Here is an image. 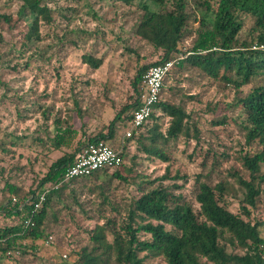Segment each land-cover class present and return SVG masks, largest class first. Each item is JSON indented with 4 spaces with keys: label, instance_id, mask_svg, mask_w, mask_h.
I'll list each match as a JSON object with an SVG mask.
<instances>
[{
    "label": "trees",
    "instance_id": "trees-1",
    "mask_svg": "<svg viewBox=\"0 0 264 264\" xmlns=\"http://www.w3.org/2000/svg\"><path fill=\"white\" fill-rule=\"evenodd\" d=\"M17 1L21 4L19 13L26 16L29 23L22 25L15 37L23 45L37 46L41 42L39 26L42 22H51L50 10L45 6L47 0ZM113 1L130 5L137 0ZM139 1L159 7L158 11H153L143 4V12L135 29L139 39L158 54L157 58L148 64L137 63L131 81L133 94L129 101L105 128L95 134L89 131L86 115L76 101L73 102L72 113L80 120L79 127L75 126L72 114L52 119L49 109L38 111L42 118V126L39 127L42 134L33 140L36 148L33 150L38 153L44 151L43 155L47 158L54 154L57 156L35 188L24 190L11 182L12 178L4 179L3 192L10 196L6 202H2L0 209L4 217L12 219L13 223L0 226V264H4L5 259L15 262L11 257L15 254L25 255L27 248L38 249V241L47 238L50 219L53 223L59 220L60 199L65 193L69 192L72 202L84 212L75 195L78 182L83 183L81 187L95 183L94 188L88 189L92 190L91 193L96 189L98 195L102 196L101 206L104 207L97 212L103 223H96L87 233V245L71 251L73 260L70 264H149V260L155 259H160L163 264H264V237L261 234L264 218H251V210L257 207L264 184V52L252 49L253 46L264 45V0ZM190 4L200 7L202 11L197 27L193 29L189 28ZM0 17L10 29L16 28V19L4 14H0ZM244 19L251 21V27L247 38L241 39L239 35ZM186 36L192 37V46L185 57L175 60L181 53L179 45ZM81 58L93 68L101 64V60L91 54H82ZM46 60L40 61L43 64L37 74V79H41L42 83L49 81L53 75L58 79V68L62 66ZM170 60L174 61L173 66L164 78L159 99L150 117L133 129L131 136H125L127 141H136L139 155L166 164L164 174L155 179L138 175L136 186L140 194L129 204L113 202L108 195L112 181L127 182L120 172L125 166L123 153L122 162L117 167L102 168L89 176L61 182L82 145L78 143V137H84L89 142L107 143L114 139L118 129L125 128L127 131L133 112L143 100L144 92L140 89L143 76L150 67ZM50 67L54 74L47 73ZM185 72L234 90L235 96L227 105V111L233 112L235 117L221 115L211 123L213 126H224L229 122L239 125L244 143L256 146L254 151H240L241 167L245 173L233 172L230 175L242 194V205L238 212L229 209L225 198L235 190L228 180L222 179L211 184L198 176L194 194L197 207L181 193H175V190L180 189L178 184L164 185L167 180L179 181L187 177L178 170L172 174L176 143L181 139L184 143L192 139L199 141L200 136L196 123L191 125L189 113L184 109L187 101L198 100V96L186 94L178 86L181 80L176 79ZM169 79L173 85L167 87ZM246 86L249 91L240 95ZM32 95L35 100L32 105L41 108L42 99L47 96ZM177 95L180 96L178 103L173 102ZM27 101L25 104L29 105ZM19 106L13 107L19 109ZM128 110L131 112L125 114ZM19 119L24 121L26 117ZM12 144L0 138V154L12 153ZM136 158L133 155L131 161L135 163ZM57 184L60 185L55 188ZM41 192L45 193L44 202L32 214L34 199ZM105 192L107 194L103 195ZM12 198H16L17 202L12 203ZM107 206L111 210L109 214L104 213ZM71 210H67L70 217ZM28 219L29 223L25 224Z\"/></svg>",
    "mask_w": 264,
    "mask_h": 264
},
{
    "label": "rangeland",
    "instance_id": "rangeland-1",
    "mask_svg": "<svg viewBox=\"0 0 264 264\" xmlns=\"http://www.w3.org/2000/svg\"><path fill=\"white\" fill-rule=\"evenodd\" d=\"M143 4L153 11L159 9L157 5L139 0L130 5L113 0H47L45 6L50 10L51 22H42L39 26L41 42L37 46H28L15 37L21 26L29 23L28 18L19 13L21 4L17 0H0V14L18 21L16 28L10 29L0 17V138L13 143L10 146L12 153L0 154V206L10 196L3 192L4 179L12 178L11 182L24 190L35 188L48 165L57 156L54 154L47 158L43 155L44 151L38 153L33 150V140L42 134L39 128L42 126L39 114L42 108L50 110L52 119L72 114L75 126L79 127L81 122L72 113L73 102L76 101L86 115L89 131L95 134L105 128L129 101L133 94L131 81L137 63L148 64L158 56L149 44L135 34ZM188 8L191 16L189 28L193 29L197 27L202 11L194 4H190ZM250 27L251 21L244 19L239 35L241 39L247 38ZM191 46L192 37L186 36L179 45L181 53L175 60L185 57ZM85 53L100 59L99 67L93 68L84 63L81 55ZM46 59L51 64L57 62L62 66L58 68V79L53 75L49 81L42 83L41 79H37V74L43 64L40 61L47 62ZM49 72L54 74L51 67L48 68L47 73ZM194 76L193 73L190 75L185 72L176 79L181 80L178 86L186 94L198 96V100L187 101L184 109L189 113L191 125L196 123L200 132L199 141L192 139L184 143L181 139L176 143L172 174L178 170L187 177L179 181L167 180L164 185L178 184L180 189L175 190V193H181L196 206L195 179L198 176L211 184L222 179L228 180L235 190L225 198L229 209L238 212L242 205V194L230 175L233 172L245 173L241 167L240 151H254L256 146L244 143L239 125L229 122L224 126H213L211 123L221 115L235 117L233 112L227 111V105L235 96L234 90ZM172 85L173 81L169 79L166 86ZM248 91L249 87L246 86L240 95H245ZM32 93L43 98L47 96L42 99L41 108L32 105L35 101L31 97ZM22 99L24 101H19ZM26 101L30 104L26 105ZM179 101V95L174 97L173 102ZM14 105H18L19 109L14 108ZM130 112L128 110L125 114ZM22 116L26 120H20ZM124 130L125 128L118 129L114 139L107 143L123 153L125 166L120 172L127 182L112 181L108 195L113 202L129 204L140 194L136 186L138 175L155 179L164 174L166 164L139 155L136 141H127ZM213 132L216 134L213 135ZM77 140L83 144L86 139L78 137ZM133 155L137 156L135 163L131 161ZM113 171L114 169L109 170V173ZM82 184H76L75 195L84 212L72 202L69 192L65 193L60 199L59 220L53 223L50 219L46 230L47 238L38 241V249L27 248L25 255L15 254L11 257L15 262L5 259L4 264H70L73 260L70 257L71 251L87 245V233L96 223H103L97 212L104 207L101 206L102 196L98 195L96 189L93 193L88 189L94 188L95 183L85 187H81ZM262 190L257 207L251 210L253 220L264 218V184ZM106 194L107 192L103 193ZM68 208L72 209L73 218L67 215ZM104 213H111L108 206ZM12 223L13 220L5 218L0 209V226ZM261 234L264 237V227L261 228ZM148 263L163 264L160 259L149 260Z\"/></svg>",
    "mask_w": 264,
    "mask_h": 264
},
{
    "label": "built area",
    "instance_id": "built-area-1",
    "mask_svg": "<svg viewBox=\"0 0 264 264\" xmlns=\"http://www.w3.org/2000/svg\"><path fill=\"white\" fill-rule=\"evenodd\" d=\"M252 49L264 52V45L253 46ZM173 63L174 61L170 60L164 64L150 67L143 76L140 88L144 92L143 100L139 108L133 112L130 127L125 133L126 137L131 136L132 130L141 126L150 117L153 107L159 99L164 78L173 66ZM121 162V152L112 148L109 144L102 141H85L77 152L72 165L65 171L61 182H68L74 178L89 176L96 170L102 168H114L119 166ZM58 185L60 184L54 187L56 188ZM44 199V192L37 194L34 199L32 214L40 209ZM16 202L17 199L12 198V203ZM19 207H22L21 203ZM29 221L30 219L26 220L25 224H28Z\"/></svg>",
    "mask_w": 264,
    "mask_h": 264
}]
</instances>
